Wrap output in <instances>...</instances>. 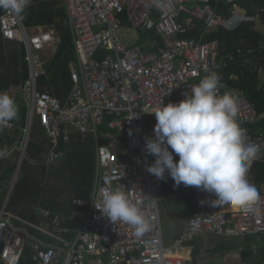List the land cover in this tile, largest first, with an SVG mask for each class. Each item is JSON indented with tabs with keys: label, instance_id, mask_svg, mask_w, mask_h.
I'll return each instance as SVG.
<instances>
[{
	"label": "built area",
	"instance_id": "1",
	"mask_svg": "<svg viewBox=\"0 0 264 264\" xmlns=\"http://www.w3.org/2000/svg\"><path fill=\"white\" fill-rule=\"evenodd\" d=\"M164 2L160 9L153 0H65L76 67L70 69L72 85L63 101L51 93L48 82L40 81L42 76L48 78L46 68L61 43L60 35L39 26L28 27L14 14L0 11L2 39L24 44L29 66L28 79L19 88L0 89L27 107L21 154L34 122L52 143L48 163L62 156L55 150L60 139L68 142L75 133L82 138L92 136L96 142L92 195L89 199L72 196L69 216L38 207L39 220L31 222L7 212L5 203L0 206V264H19L26 247L36 264H193L191 259L173 254L202 233L254 235L246 261L262 260L264 184L256 183L252 167L263 160L264 131L251 127L264 118V112L256 109L243 90L221 80L220 93L237 99V119L246 129V142L261 149L247 175L261 197L254 210L213 207V195L196 187L175 186L167 173L165 179H157L146 170L155 158L146 153L143 139L144 133L154 136L155 114L147 112L154 111L161 99L164 104L183 100L200 78L234 59L233 52L219 56V41H205V36L215 28L233 29L240 21L260 20V10L254 5V16H248L236 0ZM219 4L230 7L229 17L217 11ZM197 22L202 23H198L202 26L199 36L182 37ZM121 28L153 32L155 36L145 44L127 45L120 37ZM236 77L229 75V79ZM263 79L264 71L259 70L258 80ZM13 127L11 120L4 129L10 132ZM117 187L132 201L143 202L142 210L153 227L142 238L137 239L127 224L110 223L97 209L101 206L99 193ZM186 197L197 210L167 245L162 237L160 201ZM12 217L20 224H13ZM71 219L80 221L73 237H69L72 228L65 223Z\"/></svg>",
	"mask_w": 264,
	"mask_h": 264
},
{
	"label": "trees",
	"instance_id": "2",
	"mask_svg": "<svg viewBox=\"0 0 264 264\" xmlns=\"http://www.w3.org/2000/svg\"><path fill=\"white\" fill-rule=\"evenodd\" d=\"M236 2L247 10L248 16H254L253 8L257 5L260 10V20H243L233 29L224 27L212 29L204 40L219 41V56L233 52L234 59L217 73L221 76V80H226L243 90L256 109L264 112V79L262 82L258 80L259 70L264 71V26L263 31L254 28L256 22L264 24V0H236ZM57 3L58 0H32L23 14L22 21L26 26L52 25L60 35L61 43L48 65V71L52 93L63 101L72 85L69 63L75 61L76 56L66 12L63 6L56 8ZM229 9L228 5L219 4L217 11L229 17L231 13ZM198 23L201 22H197L193 29L188 30L182 37H198L202 30V26ZM154 36L153 32L144 34L146 39ZM144 41L140 40L141 43ZM102 54L101 51L99 55ZM231 74L236 75V79H229ZM28 76L29 66L24 44L3 42L0 35V88L18 87L28 79ZM43 78L40 77V81H43ZM16 105L18 112L13 119V129L10 132L4 128L0 130V155L15 146L7 157L0 159V206L6 197L19 160L20 150L16 147L25 139L23 129L26 126L27 107L21 99ZM261 122L251 128L253 130L262 128ZM38 128V133L33 134L34 137L29 132L24 155L5 205L7 212L31 222L39 220L36 214L38 207L68 216L72 210V196L86 199L91 197L96 174L95 144L91 138L82 139L78 135L71 136L68 142L60 139L55 150L61 152L62 156L47 163L46 159L52 143L46 134L41 135L44 131ZM261 153L263 160L255 162L252 167L257 184H264V150ZM11 221L15 225L20 224L14 217ZM79 223L78 220H72V223L68 224L78 226ZM69 237L73 235L69 234ZM250 254L251 250L242 252L246 260ZM23 256L20 264H28L31 260L29 247L25 248ZM261 261H264V249L262 260L251 264H258Z\"/></svg>",
	"mask_w": 264,
	"mask_h": 264
},
{
	"label": "clouds",
	"instance_id": "3",
	"mask_svg": "<svg viewBox=\"0 0 264 264\" xmlns=\"http://www.w3.org/2000/svg\"><path fill=\"white\" fill-rule=\"evenodd\" d=\"M31 3L0 0V10L23 19ZM153 4L165 7L164 0H153ZM222 87L221 76L212 71L191 86L183 100L164 104L161 99L154 111L147 112L155 114L156 123L154 136H145V151L155 158L146 170L157 179H165L167 173L175 186L196 187L213 195V207L254 210L261 197L247 175L261 149L246 142V129L237 119V99L221 94ZM17 112L14 98L0 92V130ZM99 195L101 206H95L110 223L131 226L137 239L151 231L153 225L142 210V201H132L119 187L104 189Z\"/></svg>",
	"mask_w": 264,
	"mask_h": 264
},
{
	"label": "crops",
	"instance_id": "4",
	"mask_svg": "<svg viewBox=\"0 0 264 264\" xmlns=\"http://www.w3.org/2000/svg\"><path fill=\"white\" fill-rule=\"evenodd\" d=\"M62 6L64 7V10L66 12L65 0H58V3L56 4V8H60ZM0 11H2V10H0ZM2 12H4V11H2ZM66 15H67V13H66ZM67 22H68V20H67ZM33 26H39L40 28L50 29V30H53L54 32H56V30L53 28L52 25H32V26H28V27H33ZM138 37L139 36L135 37L133 39V41L137 40ZM3 42H12V41L3 40ZM147 42L148 41H144V42L141 43L139 41L138 44H145ZM12 43H15L16 45L22 44V43H18V42H12ZM133 43H135V42H133ZM75 56H76V54H75ZM48 65H47V68H46L47 69L48 78L43 76L44 78H43L42 82L43 83L44 82H48L47 83L48 87H49V89L51 90V93H52V85H51V82H50V72L48 71ZM69 67H70V69L76 67V59H75V61L69 63ZM20 86L21 85H19L18 87H15V86H13V87L14 88H19ZM9 87H12V86H9ZM0 89H2V88H0ZM72 136H78V135L74 133V134H72ZM86 138H88V137H86ZM86 138H82V139H86ZM89 138H91L94 141V144L96 146V142H95L94 138L92 136H90ZM98 142L102 143L103 140L100 139ZM20 146H18L16 148L19 150ZM13 148H15V146L9 148L8 150H10V151L4 157H7L11 153ZM21 155L22 154L20 152L19 160H18L17 167H16V170H15L14 174L15 173L17 174V171H18V168H19V165H20V161L23 158V156L21 157ZM4 157H2V158H4ZM46 162H47V160H46ZM16 174H15V176H16ZM171 202L175 203L173 208L169 207V204ZM160 203H161V205H162V207L164 209V219H165L164 228H162V224H161L163 242L165 244L169 245L173 241V239L178 236V234L180 233V231L182 230V228L184 227V225L188 221L189 217L193 213H195L197 209H196V206L193 203H190L188 201L187 197L183 198L181 200H178V201H173V200H168V199L163 198L160 201ZM193 207L196 209L195 211H192ZM222 209L233 210L234 208L231 207V206L227 207V205H225V206H223ZM72 220H78V219H71V220L66 221L65 223L72 228L71 234L74 236L75 235V231H76L78 226H71L70 224H68L70 222L72 223ZM160 222H161V218H160ZM34 233L37 234L39 237H41L43 240H49L51 242H55V240H51L50 238H48L47 236H45L42 233L41 234L38 233V232H34ZM213 235H218V234H213ZM218 236L221 237L220 238V242H222V244L218 243L219 239H217V238L216 239L215 238L214 239L213 238H211V239H209V238H206V239L198 238V243L201 245V247H197L194 244V240L192 239L189 242H187L186 244H184L181 248H179L177 250V253H178L179 256L183 257L184 259H191L193 264H247L246 259L242 255V252L245 250V246H246L245 238L234 237V236H224V235H218ZM225 243H227V244H225ZM219 247L222 249L221 253L220 254H218L217 252L213 253V251L215 249L219 248ZM23 257H22V259H23ZM20 262H21V260H20ZM20 262H19V264H20ZM28 264H36L32 260V251H31V260H30V262ZM122 264H124V263H122Z\"/></svg>",
	"mask_w": 264,
	"mask_h": 264
},
{
	"label": "rangeland",
	"instance_id": "5",
	"mask_svg": "<svg viewBox=\"0 0 264 264\" xmlns=\"http://www.w3.org/2000/svg\"><path fill=\"white\" fill-rule=\"evenodd\" d=\"M248 5H249V2H248ZM263 26H264V24H261L259 22H256L255 25H254V28H256L257 30L263 31ZM149 33H151V32H148V31L139 32L136 29L127 30L125 28H121V30L119 31V34H120V37H121L122 41L124 43H126L127 45H132V44H134L133 42L139 43L140 39L144 41L146 39V37H144V34H149ZM137 36H139L138 39L135 40V41H133V39L135 37H137ZM149 39H150V37H148L145 41H148ZM263 120H264V118L261 120L262 121L261 124L263 125L262 126V129L264 131V121ZM37 126L38 125L36 124V122H34V124L32 125V128H31V131H30V134H31L32 137H34L33 134L38 133L37 129H39V128ZM41 135L44 136L45 135V132L41 133ZM145 136H147V135L144 133V136H143V139L144 140H145ZM15 177L16 176H14V173H13V176L11 177V180H10V183H9V186H8V190H7V194H6V197L4 198L3 204L4 203L6 204V202H7V199H8V196H9L8 192H10V190L12 189V186H13V183H14V180H15ZM174 204L175 203H172L171 202L169 204V207L170 208H173L174 207ZM159 207H160L161 224H162V228H164V226H165L164 209H163L161 203L159 204ZM195 210L196 209L193 207L192 208V211H195ZM212 235L213 234H210V233H202V234H199L197 236H194L192 239L194 240V244L197 247H201V245L198 243V238H200V239H206V238H209V239H211V238L214 239L215 238L216 239L217 238V239H219L218 243H221L222 244V242H220V238H221L220 236H218V235H213L212 236ZM242 238H245V244H246L245 250H249L250 251L251 243L254 241V239H256V236H254V235H246V236H242ZM225 244H227V243H225ZM221 250L222 249L219 247V248L215 249L213 251V253H216L217 252L218 254H220L221 253ZM258 264H264V261H261Z\"/></svg>",
	"mask_w": 264,
	"mask_h": 264
},
{
	"label": "water",
	"instance_id": "6",
	"mask_svg": "<svg viewBox=\"0 0 264 264\" xmlns=\"http://www.w3.org/2000/svg\"><path fill=\"white\" fill-rule=\"evenodd\" d=\"M9 151H10V150H7L4 154H2V155L0 156V158L6 156V155L8 154ZM22 156H23V155H21V157H22ZM15 174H16V173H15ZM15 174H14V176H15ZM8 194H9V192H8Z\"/></svg>",
	"mask_w": 264,
	"mask_h": 264
},
{
	"label": "bare ground",
	"instance_id": "7",
	"mask_svg": "<svg viewBox=\"0 0 264 264\" xmlns=\"http://www.w3.org/2000/svg\"><path fill=\"white\" fill-rule=\"evenodd\" d=\"M173 256L183 258V257L178 255L177 251L173 254Z\"/></svg>",
	"mask_w": 264,
	"mask_h": 264
}]
</instances>
